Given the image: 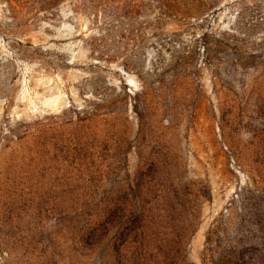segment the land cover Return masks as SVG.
I'll return each instance as SVG.
<instances>
[{
  "label": "rangeland",
  "instance_id": "rangeland-1",
  "mask_svg": "<svg viewBox=\"0 0 264 264\" xmlns=\"http://www.w3.org/2000/svg\"><path fill=\"white\" fill-rule=\"evenodd\" d=\"M0 264H264V0H0Z\"/></svg>",
  "mask_w": 264,
  "mask_h": 264
}]
</instances>
